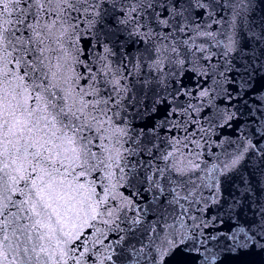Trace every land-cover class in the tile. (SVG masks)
Segmentation results:
<instances>
[{"label":"snow or ice","instance_id":"snow-or-ice-1","mask_svg":"<svg viewBox=\"0 0 264 264\" xmlns=\"http://www.w3.org/2000/svg\"><path fill=\"white\" fill-rule=\"evenodd\" d=\"M0 264H264V0H0Z\"/></svg>","mask_w":264,"mask_h":264}]
</instances>
